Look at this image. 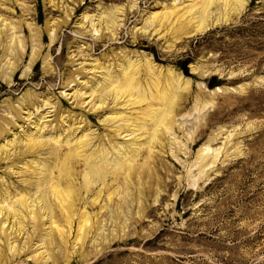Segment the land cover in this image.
<instances>
[{"label":"rangeland","instance_id":"374dc122","mask_svg":"<svg viewBox=\"0 0 264 264\" xmlns=\"http://www.w3.org/2000/svg\"><path fill=\"white\" fill-rule=\"evenodd\" d=\"M0 206V264H264V0H0Z\"/></svg>","mask_w":264,"mask_h":264},{"label":"bare ground","instance_id":"6f19581e","mask_svg":"<svg viewBox=\"0 0 264 264\" xmlns=\"http://www.w3.org/2000/svg\"><path fill=\"white\" fill-rule=\"evenodd\" d=\"M225 3V2H224ZM134 72H128L126 73L125 75H123L122 79L119 80L115 86V91H114V94L115 96L116 95H123L125 92H127L128 95H130L131 98H134L136 96H134L135 94L137 95V92H140V94L138 95H142L144 94V91L143 90H140L138 87L139 86H136V84L134 85V87H132L133 85H131V87L129 86L130 85V81L131 79H133L134 77ZM126 94V93H125ZM152 95V94H150ZM145 96V95H144ZM163 97V96H162ZM161 97V98H162ZM137 101H140L136 100ZM167 101V100H166ZM149 103V102H148ZM147 109V108H145ZM148 109L151 110L148 106ZM154 110V109H152ZM158 110V109H157ZM163 110V109H162ZM161 111V110H160ZM156 112L157 111H152L150 114H154L153 116H150V117H153L152 118V123L153 124V127L156 126ZM166 112V111H165ZM159 114V113H158ZM147 116V115H146ZM159 116V115H158ZM161 116V114H160ZM148 117V116H147ZM159 118V117H158ZM144 119V118H143ZM164 119V118H163ZM159 121H161V119L159 118ZM166 121V120H165ZM163 125H166L164 122H162ZM160 124V123H159ZM144 125V122L143 120L141 121V124L138 125L139 127L143 126ZM169 125V124H168ZM166 127V126H165ZM138 129V128H137ZM153 134L156 133V130L153 128ZM152 134V135H153ZM154 137L156 135H153ZM153 138V137H152ZM156 140V139H155ZM207 149H203L202 152H201V155H200V166H203V160L205 159V156H206V153H207ZM54 154V152H52ZM108 152L106 150L102 151L100 154L96 155L95 157L98 158V160H102V163L101 164H95L94 160H92L90 157H91V154H89L90 156L88 157H85V166H86V169L83 173V181L88 184H91L93 183L94 181L96 180H101L103 181L104 180V177L106 175V171H105V167H102L101 165L103 163H107L110 162L109 160H104V157L106 156ZM90 158V159H89ZM124 163H121L120 159L119 160H116L114 162V165L115 167H117V169H120L122 166H123ZM109 165V164H108ZM69 174H70V170L69 168L66 166V164L64 165H61L60 166V169H59V172H58V176L57 178L53 181H49V193L52 195L53 197V200L57 203V205H60L62 207V209L64 210V215L65 217L67 218V213L65 214V212L67 211V208L69 207L70 205V199H72V197H70L71 195V191L73 189H71V184L69 183ZM37 189L40 187L39 184H37L35 186ZM73 195V194H72ZM35 200V198H34ZM19 202H20V205H24L25 204V198L22 196V198L19 199ZM11 206V205H10ZM8 208V207H7ZM41 208V207H40ZM44 208V207H43ZM9 211H11L13 213V215L16 213L17 209L13 208V207H10L8 208ZM60 210V209H59ZM85 212V211H84ZM84 212H82L84 215ZM69 213V212H68ZM0 215H2V206H0ZM34 215V213H33ZM69 215V214H68ZM81 215V216H82ZM86 216V214H85ZM88 216V214H87ZM83 217V216H82ZM86 218V217H85ZM85 218L83 217L84 221H85ZM89 218V216H88ZM87 218V219H88ZM83 219L81 222H83ZM54 221V220H53ZM87 222V221H86ZM85 222V223H86ZM2 223V222H1ZM80 227V225H79ZM78 228V227H77Z\"/></svg>","mask_w":264,"mask_h":264}]
</instances>
